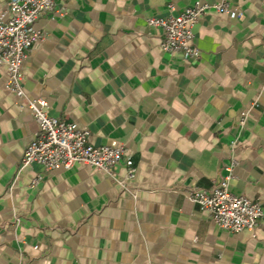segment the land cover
Returning a JSON list of instances; mask_svg holds the SVG:
<instances>
[{"label": "crops", "instance_id": "obj_1", "mask_svg": "<svg viewBox=\"0 0 264 264\" xmlns=\"http://www.w3.org/2000/svg\"><path fill=\"white\" fill-rule=\"evenodd\" d=\"M197 1L217 0H54L37 17L24 99L0 68V264H264V224L226 231L186 196L234 159L229 191L264 213V0H229L241 16L207 11L193 27L198 57L163 51L147 19ZM37 98L92 145L125 147L128 190L84 163L21 167L38 130L24 101Z\"/></svg>", "mask_w": 264, "mask_h": 264}, {"label": "built area", "instance_id": "obj_2", "mask_svg": "<svg viewBox=\"0 0 264 264\" xmlns=\"http://www.w3.org/2000/svg\"><path fill=\"white\" fill-rule=\"evenodd\" d=\"M168 8L167 15L149 17L147 24L162 29L163 37L159 47L163 51L180 53L185 58L198 57V50L193 45V27L207 11L241 16L239 8L231 5L229 0H217L211 4L197 1L177 14L173 13V5L169 4ZM53 9L54 0H8L5 11L9 17L3 19L0 15V68H4L6 74L5 88L18 98H25L22 64L41 38L33 24L40 14ZM59 12L65 13L63 9ZM24 105L30 110L38 130L22 153L21 167L36 163L51 171L69 169L75 163H84L101 170L115 184L128 190L127 180L134 176L135 168L122 144L112 141L106 145H92L88 141L87 128L49 115L47 102L43 98L25 99ZM248 113L249 109L241 111V124ZM234 145L235 140H232L230 146ZM120 161L126 165L122 179L113 174V167ZM235 165L233 159L227 167V175L218 180L212 189H195L186 196L226 231H253L260 223L264 224V213L260 202L229 191L228 185ZM38 181L39 177L32 184Z\"/></svg>", "mask_w": 264, "mask_h": 264}]
</instances>
